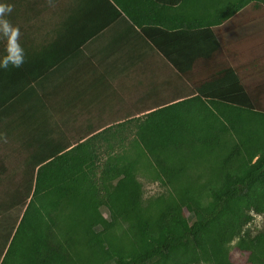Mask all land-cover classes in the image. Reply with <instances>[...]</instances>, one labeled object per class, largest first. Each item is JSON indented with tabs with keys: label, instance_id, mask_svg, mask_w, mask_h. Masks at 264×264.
I'll return each instance as SVG.
<instances>
[{
	"label": "trees",
	"instance_id": "obj_1",
	"mask_svg": "<svg viewBox=\"0 0 264 264\" xmlns=\"http://www.w3.org/2000/svg\"><path fill=\"white\" fill-rule=\"evenodd\" d=\"M114 1L144 40L174 59L189 27L149 26ZM250 2L264 11V0L230 3L215 26ZM104 21L106 28L112 20ZM210 28L197 31L213 36ZM19 70L0 68V125L25 131L34 153L23 180L0 195V264H239L235 253L264 264V224L247 228L264 217V97L234 69L172 113L147 116L130 146H109L104 158L96 135L74 147L53 137L43 112L50 100L42 98L52 85L19 82ZM41 118L47 127L37 137ZM140 177L165 192L145 199Z\"/></svg>",
	"mask_w": 264,
	"mask_h": 264
},
{
	"label": "crops",
	"instance_id": "obj_2",
	"mask_svg": "<svg viewBox=\"0 0 264 264\" xmlns=\"http://www.w3.org/2000/svg\"><path fill=\"white\" fill-rule=\"evenodd\" d=\"M112 1L122 15L103 0H0L6 9L0 13V68L12 71L22 61L19 82L52 85L44 87L42 98L50 100L43 112L51 114L54 138L74 147L96 135L95 148L130 146L147 116L172 113L174 106L193 100L226 67L264 97V11L255 2L215 26L230 14L229 4L240 0H118L149 26L190 28L169 60ZM108 18L112 21L103 28ZM201 25L211 26L213 36L197 31ZM37 121L40 129L33 131L42 137L47 126L42 118ZM5 124L0 136L20 140L26 167L34 153L30 136L15 128L8 133Z\"/></svg>",
	"mask_w": 264,
	"mask_h": 264
},
{
	"label": "rangeland",
	"instance_id": "obj_3",
	"mask_svg": "<svg viewBox=\"0 0 264 264\" xmlns=\"http://www.w3.org/2000/svg\"><path fill=\"white\" fill-rule=\"evenodd\" d=\"M13 136L14 134L8 136L3 135V133L0 136V162L4 168V171L0 172V195H5V197L6 195L10 196V192L12 193L14 191L15 184L20 180H23L26 171L24 164L26 154L22 153V147L19 144L20 140ZM120 149L115 147V152H119ZM106 150H109L108 146L103 148L99 147L97 148L96 152L99 156L104 158ZM140 179L144 183L145 199L160 195L165 192V188L161 187L158 183H148L144 181L142 177H140ZM263 224L264 217L255 216L254 221L249 226H247V228L251 231H254L260 229ZM91 236L93 239H97L96 232L91 231ZM235 258L237 261H239V264H247L245 256L235 253Z\"/></svg>",
	"mask_w": 264,
	"mask_h": 264
},
{
	"label": "clouds",
	"instance_id": "obj_4",
	"mask_svg": "<svg viewBox=\"0 0 264 264\" xmlns=\"http://www.w3.org/2000/svg\"><path fill=\"white\" fill-rule=\"evenodd\" d=\"M8 11H10V9H7ZM6 11V9H5V7L3 6V5H0V13H3V12H5ZM5 29L7 30V28H8V25L5 23ZM13 34L14 35H17V32L14 30L13 31ZM22 61H17L16 62V64H15V66L16 67H19V64L21 63ZM4 67H6L7 65H3Z\"/></svg>",
	"mask_w": 264,
	"mask_h": 264
}]
</instances>
